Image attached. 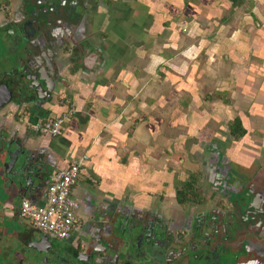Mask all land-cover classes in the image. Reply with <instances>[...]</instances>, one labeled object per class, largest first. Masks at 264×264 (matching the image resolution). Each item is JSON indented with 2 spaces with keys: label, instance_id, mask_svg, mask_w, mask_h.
<instances>
[{
  "label": "crops",
  "instance_id": "obj_1",
  "mask_svg": "<svg viewBox=\"0 0 264 264\" xmlns=\"http://www.w3.org/2000/svg\"><path fill=\"white\" fill-rule=\"evenodd\" d=\"M17 1L19 0L4 1L6 5H9L6 14L10 18L16 14ZM77 1L76 4L71 0L73 5L76 4L78 13L84 14L85 19L82 22H69L72 25L69 33L79 36L77 40L81 41V45L74 48V43L71 42L63 47L58 46L64 49V55L59 58L56 85L52 91H49L45 102L38 106L11 103L0 110V136L6 137V146L10 145L11 150L24 153L19 160L22 164L27 155L32 158L28 160V164L31 163L30 166L24 165L25 171L23 178L20 179V187L13 184V170L4 177L8 184L5 185L2 192L0 191V198L5 199L3 210L11 221L15 215L11 202L19 193L26 200L40 204L45 198L49 176L57 170L66 168L68 164L79 160L84 155H87L88 158L83 162L79 179L72 187L73 194L77 197L84 195L89 198L92 196L100 201L104 200L115 204L130 197L140 206H146L153 194L151 186H154L156 181L158 184L162 181L166 182L167 172L164 170L167 166L166 156L172 152L170 130H167V126H170L172 120L169 108L171 96L167 93H159L156 81L151 80L150 75L144 77V67L142 66L144 64H137L135 61L136 58L146 59L149 57L158 62L170 63L174 61L170 58L174 55L171 53L178 52L179 56L190 51L189 46L192 44L187 41L183 46L184 49L176 50L173 47L175 50L171 53V48H167L168 45L159 47L161 46L162 33L168 34L167 29L169 28L166 29L168 26L166 23L158 27L156 9L150 5V0H148L149 2L146 0ZM218 1L231 7L232 11L238 12H241L240 7L245 5L244 11L253 21V27L256 26L254 31L256 37L264 38V0ZM210 4L208 15L218 14L221 16V11L217 9L216 5L212 2ZM63 25L65 26L64 23L55 25L54 29L63 27ZM200 28L203 27L198 28L199 34L201 33ZM1 32L0 29V37H2ZM170 36L171 32L168 37L170 38ZM203 38L202 36L200 41L197 39L196 45L198 42H202ZM204 40L205 42L209 41L208 39ZM10 44L9 57L15 66L16 61L22 58L19 52L20 46L14 38ZM201 44L203 46V42ZM198 48L199 46L194 50L196 53L203 50V48ZM249 52L251 54V49ZM263 52L264 49L262 54ZM256 54L254 53L253 57H258L260 60H251L257 61L252 64L263 68L264 54H257L258 56ZM165 55L168 56L164 57ZM232 55L226 61L231 62V72L234 71L232 62L235 61V57H238L236 51ZM222 59L221 57L220 60ZM218 62L220 61L218 60ZM139 68H143L141 75H138ZM147 68L148 72L153 71L151 67ZM214 70L213 75L216 77L217 74L219 75V71ZM177 73L178 76H183L184 72L177 71ZM238 73L246 81L251 74H254V70L252 72L246 70V73L237 70L236 74ZM151 82H154L153 86H151ZM237 90L242 93L245 99L238 96L241 103L240 108H242L238 111L249 113L250 107L253 106L256 113L253 116L263 118L264 89L258 90V92L261 91V95L257 100H251L253 95L247 96L248 93L242 85ZM203 91L204 88H195L190 91L189 95L194 96L196 93L202 92L204 96L206 94ZM180 93L182 92L180 91ZM246 99L249 104L243 108L242 102L245 103ZM208 102L206 101V103ZM213 105L218 106L214 101H211L207 108ZM220 105H222L221 109H231L226 104ZM200 113L194 120H198L199 124L206 123L204 121L208 120L209 116H202V111ZM59 115L66 116L59 136L51 138L37 135L27 126L39 119H51V117ZM239 115L242 114L236 113L231 119ZM216 117L219 115L215 114L213 119ZM177 121L181 124L188 122L182 118ZM189 131H194L198 135L196 128H190ZM210 132L211 130H204L200 139H211ZM220 140H223L222 136ZM217 144L219 145V143ZM219 146L223 148V146ZM159 149L162 152H159ZM226 152L240 166L246 167L250 171L255 170L253 163L256 160L249 161V157L241 153L240 150H236L232 154L230 148H226ZM0 158L1 175L5 172L6 166L10 167L9 170L12 166L1 156ZM162 158L163 160H161ZM81 173L85 178L81 177ZM251 246H255V244H250L249 249L264 259V246L260 245L257 247L258 249L256 247L252 249Z\"/></svg>",
  "mask_w": 264,
  "mask_h": 264
},
{
  "label": "flooded vegetation",
  "instance_id": "obj_2",
  "mask_svg": "<svg viewBox=\"0 0 264 264\" xmlns=\"http://www.w3.org/2000/svg\"><path fill=\"white\" fill-rule=\"evenodd\" d=\"M4 1L0 0L1 43L5 49L0 52V110L11 103L28 105V93L34 105H41L47 94L38 92L44 85L36 77L54 88L58 74L51 82L46 66L57 68L64 49L57 46L42 59L40 47L51 40L50 30L44 31L45 40L35 37L39 33L34 34L32 27L46 18L72 23L82 22L85 16L70 6L71 0H19L16 14L10 18L6 14L9 5ZM55 33L59 35L58 30ZM71 37L74 48L80 47L79 36ZM13 38L22 55L15 66L9 57ZM219 145L211 147L218 155L212 178L209 172L202 178L207 181L201 192L206 200L186 196L196 195L188 180L181 182L184 187L175 192V205L170 206L152 196L153 201L140 206L130 197L115 204L74 195L77 219L66 239H50L29 225L20 215V202L25 199L20 193L11 202L15 212L12 221L3 210L5 199L0 198V264H264V259L249 249L250 244H255L252 249L264 246V173L258 167L250 171L240 166ZM2 147H7L3 135ZM204 161L199 167L201 174ZM9 168L6 166L0 175L1 192L8 184L4 177ZM177 192H182L183 198H177Z\"/></svg>",
  "mask_w": 264,
  "mask_h": 264
},
{
  "label": "rangeland",
  "instance_id": "obj_3",
  "mask_svg": "<svg viewBox=\"0 0 264 264\" xmlns=\"http://www.w3.org/2000/svg\"><path fill=\"white\" fill-rule=\"evenodd\" d=\"M150 2V5H153L156 9L155 13L158 20H156V24L158 27L166 23L168 25L166 29L169 28L167 29L168 34L162 33L161 38L159 37L162 40L159 47L168 45L167 48H171V53L175 49H184L183 46L187 41L192 44L189 46L190 51L179 56L178 52L176 54L171 53V55H174L170 58L174 61L170 63L158 62L149 57H146V59L136 58L135 61L137 64H144L142 65L144 67V77L150 75L151 80L156 81L159 93H167L171 96L169 108L171 109L172 120L170 126H167V130H170L169 138L170 143L173 145H171L172 152H169V155L166 156L167 166L166 169L164 168L167 172L166 182L162 181L158 184L156 181L158 185L151 186L153 199L162 201L166 206L175 205V192L183 189L184 185H181L183 180H188L193 188H191V191L196 195L189 194L186 196H189L190 200H199L202 196V187L205 189L207 184V181L202 178H205L208 172L210 178L214 174L213 169L216 167V157L218 155L212 151L217 143L223 146L224 149L230 148L232 154L236 150H240L241 153L249 157V161L256 160L253 163L254 167H258L264 173V117L262 114L260 116L262 115L263 118L253 116L256 115L253 106L250 107L249 113L238 111L242 109L240 108L241 103L238 96L244 99L242 93L237 90L239 86L242 85L246 89L247 96L253 95L250 98L251 100L260 99L261 91L258 92V90L264 89V67L255 66L253 64L257 61H251L260 60L258 57L254 58L253 56L254 53L262 54L264 38L256 37L254 33L256 26L253 27V21L244 11L245 5L241 6V12H238L232 11L231 7L218 0H150ZM211 2L221 11V16L218 14L208 15V6L211 5ZM200 26L203 28H200L201 33L199 34L198 28ZM162 29H165V27H162ZM170 32L171 36L169 38ZM202 36L204 37L203 46H201L202 42H198L196 45L195 42L197 39L200 41ZM204 39L209 41L205 42ZM197 46H199L198 49L203 48V50L196 53L194 50ZM3 49L0 37V52ZM235 51L238 57H235V61L232 62L234 71L231 72V62L226 61L233 56L232 53ZM221 57L222 60H220ZM147 67H151L153 71L148 72ZM142 69L139 68L138 75L142 74ZM213 70H218L219 75L217 74L218 76L215 77ZM237 70H242L245 73L246 70H250V72L254 70V74H251L245 81L240 73L236 74ZM177 71L184 72L183 76H178ZM155 75L156 77H154ZM153 85L154 82H151V86ZM195 88H204L203 92H205L206 95L204 96L206 97L203 96L202 92L196 93L194 96L189 95L190 91ZM206 101L209 102L206 103ZM211 101H214L219 107L213 105L207 108ZM220 104H226L231 109H221L222 105ZM248 104L249 101L246 99L245 103L242 102L243 108H246ZM200 111L203 112L202 116H209V119L204 121L206 123L199 124L198 120H194L197 115L201 114ZM234 112L242 114L237 118L239 117L242 128L246 130L243 137L236 138L230 133L234 120L231 117L236 114ZM215 114L219 115V117H216L217 120L213 119ZM211 116L212 118H210ZM181 118L188 120V122L179 123L177 120ZM190 128H196L198 135L194 131H189ZM204 130H211L209 133L211 139H200L201 135L204 134ZM221 136L223 140H220ZM176 147L177 150H175ZM159 152H162V150L159 149ZM203 159L205 161L201 174L199 167ZM81 175L82 178H85L82 173ZM202 197L203 200H206L207 196L203 194Z\"/></svg>",
  "mask_w": 264,
  "mask_h": 264
},
{
  "label": "built area",
  "instance_id": "obj_4",
  "mask_svg": "<svg viewBox=\"0 0 264 264\" xmlns=\"http://www.w3.org/2000/svg\"><path fill=\"white\" fill-rule=\"evenodd\" d=\"M65 121L66 116L59 115L51 119H39L27 126L37 135L52 138L61 134ZM87 158L84 155L66 168L53 172L46 187L45 198L40 204L26 199L20 202L21 217L50 239L68 238L75 225L78 203L72 187L79 179L81 167Z\"/></svg>",
  "mask_w": 264,
  "mask_h": 264
},
{
  "label": "water",
  "instance_id": "obj_5",
  "mask_svg": "<svg viewBox=\"0 0 264 264\" xmlns=\"http://www.w3.org/2000/svg\"><path fill=\"white\" fill-rule=\"evenodd\" d=\"M72 1H75L76 4L78 2L77 0H72ZM76 4L75 5L70 4V6H74V9L77 10L78 8H77ZM61 6L64 7L65 3L62 4ZM44 13H46V12H44ZM20 15L24 17V15H23V13L21 11H20ZM77 17H80V16H77ZM61 23H64L65 26L63 25V27L54 29V27H56L55 25H59ZM68 26H69V29H68ZM71 26L72 25H70L69 21L60 20V21H57V22H53L52 20H49L48 18H46L45 20H42L41 24H38L37 22L35 23V26L32 27V30L34 31V34H36L38 32L39 33L38 36L39 37H44L45 40H46V38L48 39V37L44 36V31L49 29L50 30V34H51V40L48 43L46 41V43H47V44H45L46 47H44V46L40 47V50H41L40 56H41L42 59L45 60V57H47V54L49 52H51V49H55L57 46H63L64 44L67 45L68 43L72 42L73 39H72V37H71V35L69 33L70 32L69 30H70ZM51 30H53V31H51ZM55 30H59V35H56ZM58 37H60V39ZM65 41L67 43H65ZM32 45H34V44H32ZM49 63H51V60L49 61ZM46 67L48 68V71H46L44 69L46 77L48 79H50L51 82H53L52 77L58 74V70H57V68H54V66H52V64H50L49 66H46ZM36 78H38L37 79L38 82L43 83V85H44L43 87H40V88L37 89L38 92H43V93H46L47 95H49V91L50 90L52 91L53 88H49L48 87V85L46 84L44 78H42L40 76H37ZM55 80L56 79H54V82H55ZM35 98L41 99V97L39 95H36ZM26 100H28V104L31 105V104H33L32 102H33L34 98L32 97V95L30 93H28V95L26 96ZM10 147H11L10 145H7V147L5 149H3V147L0 148V150H2L1 152L3 153V154H1V156H3L4 160H6V162H10V166H12V167H11V170L9 171V173H11L12 170H13V173H14V175H13V179H14L13 184L16 187H20V185H21L20 179L23 178L24 171H25L24 165L28 164V160L29 159L31 160L32 158L27 155V157H25V161L22 164V163L19 162V160H20V156H23L24 153H20L19 151H15L14 149L11 150ZM30 164H28V166H30ZM14 167H16V168H14Z\"/></svg>",
  "mask_w": 264,
  "mask_h": 264
},
{
  "label": "trees",
  "instance_id": "obj_6",
  "mask_svg": "<svg viewBox=\"0 0 264 264\" xmlns=\"http://www.w3.org/2000/svg\"><path fill=\"white\" fill-rule=\"evenodd\" d=\"M234 137H243L246 134V130L242 128L241 121L239 117H235L233 122H232V129L230 132ZM177 198H183V193L182 192H177Z\"/></svg>",
  "mask_w": 264,
  "mask_h": 264
}]
</instances>
